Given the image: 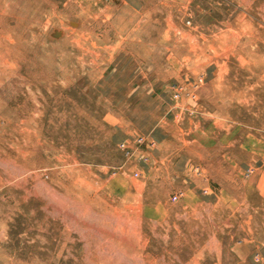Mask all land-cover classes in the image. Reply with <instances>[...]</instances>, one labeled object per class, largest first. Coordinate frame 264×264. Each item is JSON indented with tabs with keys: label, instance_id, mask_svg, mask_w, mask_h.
<instances>
[{
	"label": "rangeland",
	"instance_id": "1",
	"mask_svg": "<svg viewBox=\"0 0 264 264\" xmlns=\"http://www.w3.org/2000/svg\"><path fill=\"white\" fill-rule=\"evenodd\" d=\"M0 264H264V0H0Z\"/></svg>",
	"mask_w": 264,
	"mask_h": 264
},
{
	"label": "crops",
	"instance_id": "2",
	"mask_svg": "<svg viewBox=\"0 0 264 264\" xmlns=\"http://www.w3.org/2000/svg\"><path fill=\"white\" fill-rule=\"evenodd\" d=\"M115 83H117L116 79H115V75L110 73L108 76H106L102 81H101V87L104 90H109L111 89V86L114 85ZM126 84V83H125ZM127 95H132V93H127ZM129 97H124L123 100H129ZM113 98V97H112ZM113 99H118V98H113ZM141 124L140 121L138 120V125Z\"/></svg>",
	"mask_w": 264,
	"mask_h": 264
},
{
	"label": "built area",
	"instance_id": "3",
	"mask_svg": "<svg viewBox=\"0 0 264 264\" xmlns=\"http://www.w3.org/2000/svg\"><path fill=\"white\" fill-rule=\"evenodd\" d=\"M122 146H124V144H122ZM173 198H174V199H177V196H174Z\"/></svg>",
	"mask_w": 264,
	"mask_h": 264
}]
</instances>
